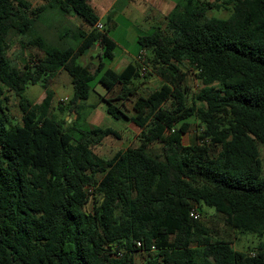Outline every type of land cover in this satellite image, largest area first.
<instances>
[{
  "label": "trees",
  "instance_id": "16d2710c",
  "mask_svg": "<svg viewBox=\"0 0 264 264\" xmlns=\"http://www.w3.org/2000/svg\"><path fill=\"white\" fill-rule=\"evenodd\" d=\"M53 1L90 27L79 30L75 46H50L37 31L28 14L45 7L0 0V264H264L262 246L241 252L212 241L200 218L190 217L203 203L235 232L264 235V0H224L226 18L208 13L219 4L176 3L166 30L137 38L164 83L136 98L135 82L145 73L136 59L120 72L108 66L116 44L95 27L89 0ZM16 35L22 50L34 47L42 56L13 62L8 48ZM93 45L100 54L91 72L79 58ZM188 71L202 84L189 104ZM61 72L73 88L69 123L49 112L50 86ZM93 82L118 88L113 99L99 100L108 115L139 130L136 147L108 159L92 147L120 134L87 123L81 103ZM35 84L44 90L40 103L24 96ZM5 89L18 97L20 124L8 115ZM190 118L197 141L185 145ZM165 134L160 152L149 153Z\"/></svg>",
  "mask_w": 264,
  "mask_h": 264
},
{
  "label": "rangeland",
  "instance_id": "374dc122",
  "mask_svg": "<svg viewBox=\"0 0 264 264\" xmlns=\"http://www.w3.org/2000/svg\"><path fill=\"white\" fill-rule=\"evenodd\" d=\"M31 4V9L38 11L40 8L45 7L44 11L37 13V17H33L31 12L29 16L34 18V24L37 31L44 36L47 43L50 46L57 48L75 46V37L78 35L79 29L81 28L80 22L77 19L71 18L69 15H64L59 10L58 6L55 5L53 0H27ZM128 0H118L114 5L109 16H101L102 12L97 8L98 16L101 17V30L108 33L110 37L115 41L114 48V60L108 64L113 70L119 71L122 69L127 61L135 63V57L139 52V45L137 38L140 35H144L153 28L161 27L162 30H166L165 21L163 18L155 19V23H149L140 19L135 15L122 12L124 5L127 4ZM139 6L145 4V8L149 7L150 0H134ZM182 0H175L178 3ZM204 2L219 4L220 9L209 10L210 15L226 18L230 12V7H225L223 4L224 0H200ZM105 11H103L104 13ZM151 14V13H150ZM152 25V26H151ZM80 28H78V27ZM75 27V28H74ZM72 33H67L65 30L72 29ZM75 34V35H74ZM21 36H12L9 40L8 55L11 60L15 63H21V58L26 60L36 59L42 56V52L34 47H26L24 50L20 48ZM100 54V47L96 45L94 48L87 50L79 58V62L87 66L90 71H94L96 63L98 61V55ZM145 54V53H144ZM146 57H150V53L146 52ZM145 71V77L137 78L134 87L138 88L134 91V98L146 95L151 90L159 88L164 83V78L160 67L153 63L147 62L144 59L138 62ZM144 64V65H143ZM188 88L187 102L190 103L191 97L198 92L202 87L200 80L188 71L186 73L184 83ZM53 91V99L49 108L50 115L54 116L56 120L61 122L66 121L69 123L74 118L73 111L70 112V100L73 93V88L70 83V77L66 72L59 73L50 86ZM118 92L116 87L114 90L109 92L107 89L102 87L100 84L95 82L92 83V89L90 96L86 101H83V112L87 115V123L91 126H98L101 128H111L116 130L120 134V139L113 137H106L103 141L96 146L92 147L93 153L97 156L108 159L111 158L116 152L123 151L126 148L136 147L138 142L139 130L130 123H126L122 119L116 120L105 112V104L100 102V97L106 99H113ZM44 90L39 84L28 85L24 92V96L33 103H40L44 98ZM4 96L7 97L6 102L8 107V115L14 124L21 123V111L18 107V97L7 89L4 90ZM85 106V107H84ZM89 106H94L90 108ZM127 108H130V103H126ZM191 124L187 135L183 137V144L192 145L197 140V122L194 118H190ZM167 134H165L158 142L148 148V152L156 155L160 152L161 145L165 140ZM260 158L264 165V148L259 146ZM93 199L90 198L88 204L85 206L86 210H91ZM200 214L199 223L208 229L209 235L212 241L223 240L231 243L232 247L241 252H258L259 246H262V252L264 253V235L256 236L251 233H238L226 226L223 223L222 214L215 211L214 208L209 207L201 203L196 208Z\"/></svg>",
  "mask_w": 264,
  "mask_h": 264
},
{
  "label": "crops",
  "instance_id": "0c3cea01",
  "mask_svg": "<svg viewBox=\"0 0 264 264\" xmlns=\"http://www.w3.org/2000/svg\"><path fill=\"white\" fill-rule=\"evenodd\" d=\"M174 1L175 0H150L149 1V7L145 8L146 7L145 4L142 7V6H139V5H141V3L137 4L134 0H128L127 1L128 3L124 5L122 12L129 13L131 15H135L144 21L148 20V21H146V22H148V24L149 23H155L156 22L155 19H157V18H163L164 19L165 16L173 9V7L176 4V2H174ZM117 2H118V0H89V4L93 8L94 13L97 15V17L99 19L98 23L101 24L102 20H101V17L98 16L97 8H99L101 10V12H102L101 16H109L110 12L112 11L114 5ZM103 11H105V12L103 13ZM65 15L66 16L69 15V16H71V18L77 19L80 22L79 26L81 28L78 26L77 27L80 28L79 30L82 31L83 33H87L90 30V27L82 19H80L76 14L69 13V14H65ZM72 30H73V28L71 30L68 29L67 33H72L73 32ZM128 63H130V62L127 61L126 65ZM122 69H120L119 71H116V70H114V71L120 72V71H122ZM126 123H130V122L126 121Z\"/></svg>",
  "mask_w": 264,
  "mask_h": 264
},
{
  "label": "built area",
  "instance_id": "2783aa9c",
  "mask_svg": "<svg viewBox=\"0 0 264 264\" xmlns=\"http://www.w3.org/2000/svg\"><path fill=\"white\" fill-rule=\"evenodd\" d=\"M95 27L98 30H101L102 25L100 23H98V24H96ZM135 59L137 60V62L143 61V59H144V52L143 51L139 52V54L135 57ZM141 71H145V68L142 67L141 68ZM190 217L193 218V219H195V220L200 218L199 214L196 211H193V210L190 213Z\"/></svg>",
  "mask_w": 264,
  "mask_h": 264
},
{
  "label": "water",
  "instance_id": "95a60500",
  "mask_svg": "<svg viewBox=\"0 0 264 264\" xmlns=\"http://www.w3.org/2000/svg\"><path fill=\"white\" fill-rule=\"evenodd\" d=\"M94 47H95V46L93 45L92 48H94ZM86 51H87V49H86L84 52H86Z\"/></svg>",
  "mask_w": 264,
  "mask_h": 264
}]
</instances>
